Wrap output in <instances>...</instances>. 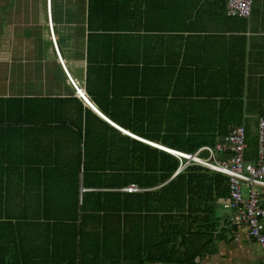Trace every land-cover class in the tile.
I'll use <instances>...</instances> for the list:
<instances>
[{"label": "crops", "instance_id": "crops-1", "mask_svg": "<svg viewBox=\"0 0 264 264\" xmlns=\"http://www.w3.org/2000/svg\"><path fill=\"white\" fill-rule=\"evenodd\" d=\"M226 2L51 0L49 11L48 0H0V186L7 187L11 218L26 225L23 236L27 222H63L73 215L82 230L80 245H74L76 262L260 264L247 229L233 226L228 199H217L196 222L183 215L177 235V220H161L153 197L146 203L150 212L129 217L98 211L97 194L105 191L85 186L79 173V158L95 155L97 142L111 137L97 133L112 131L108 120L143 131L162 146L200 144L198 150L228 147L231 130L245 126V158L257 159V123L264 116V0H253L249 18L228 15ZM49 19L69 75L101 114L69 79ZM229 153L217 151L216 159ZM185 162L180 158V170ZM159 187H141L136 202L143 207V196H154ZM121 192L120 201L106 200L119 205L131 198ZM259 192L264 197V188Z\"/></svg>", "mask_w": 264, "mask_h": 264}, {"label": "trees", "instance_id": "trees-1", "mask_svg": "<svg viewBox=\"0 0 264 264\" xmlns=\"http://www.w3.org/2000/svg\"><path fill=\"white\" fill-rule=\"evenodd\" d=\"M3 112L7 116V107ZM4 123L5 120H0V125H4ZM114 127H111V132L97 128L98 134L107 135L110 133L111 137L97 142L95 155L88 154L86 157L81 156L78 160L79 173L83 174L85 186L96 187L101 191H105L98 192L97 194L100 196L98 200L102 202L97 205L98 211L107 213L123 212L127 213L129 217L146 213L148 210L150 212L151 208H147L146 203L150 202L153 197L154 209L157 206L156 212L161 220L164 218L177 220V228L174 229H177L176 234L179 235L183 231V229L178 230L179 220L183 219V215L184 219H188L189 217L196 222L203 214L211 212L209 208L217 199L229 198V178L225 174L194 162H190L184 169L180 170V157L171 152L160 150L149 144L147 145L128 135L126 136ZM122 127L124 130L126 129V131L140 138L148 139L147 141L151 140L147 138L150 136L143 131L136 130L128 125ZM163 143V147L168 146V149L172 148L171 150L176 149V151L194 152L200 148V144H193L187 148L183 146L180 150L171 147L166 142ZM200 143L204 144V142ZM153 174L158 179L151 182L153 180ZM131 184H136L139 188H145L147 184L149 186L159 184L160 187L154 196L151 194L143 196V207L139 204L140 202H136L137 197L135 195L137 192L129 193L131 198L127 197V201H123V204L120 203L118 205L119 202H108L106 200L107 196H110V198L120 201L121 191H124ZM89 198L87 196L85 201H89ZM117 205L118 207H116ZM74 206L75 204L68 207L71 208ZM85 207L84 202L82 208L84 212L87 211ZM8 212L7 187L0 186V248L6 245L10 257L8 259L0 258V264H33V261L23 252L28 251V246L34 242L43 254L60 251L65 253L63 256L41 255L39 258L41 261L50 259L51 262H59L63 259L70 264H89L88 261L84 260L80 262L74 261L75 254L73 252L76 250L74 245H80L79 237L82 230L76 228V217L73 219V215L69 216V220H64L63 222L52 221L51 219L45 221L35 219L27 222L30 225L27 227L29 231L28 236H23L22 231L25 230L26 225L21 224L22 222L14 221ZM62 225L64 227H61ZM128 229L132 230L134 228L128 225ZM18 230H21L20 235H17ZM58 230L65 233V238L58 236ZM14 232H16L15 235L13 234ZM42 232L43 237L41 236ZM42 238L45 239L43 243L48 246L42 245L41 241V248L40 239ZM61 245H66V249L61 248ZM159 259L160 261H165L162 256L160 258L148 257V260ZM146 262L148 261L144 259L142 264H146Z\"/></svg>", "mask_w": 264, "mask_h": 264}, {"label": "built area", "instance_id": "built-area-1", "mask_svg": "<svg viewBox=\"0 0 264 264\" xmlns=\"http://www.w3.org/2000/svg\"><path fill=\"white\" fill-rule=\"evenodd\" d=\"M252 5L253 0H227V14L230 16L249 18L252 14ZM50 6L51 0H48L49 11ZM49 24L51 36L53 38L59 60L67 71L57 46L51 19H49ZM67 75L77 88L80 96L92 107H94L85 93L77 86L73 78H71L68 71ZM94 109L97 110L95 107ZM108 121L119 131L132 138H135L160 150L171 152L180 158L186 159V162L184 165H182V167H186L190 162H194L211 170L225 174V176L229 178V198L225 204V207L234 213L233 226H241L247 229L249 238L255 242V245L260 250V264H264V197H262L259 192V189L264 188V116L260 117L257 123L258 157L255 161H249L245 158V150L247 147L245 126H237L231 130V132L226 137V143L228 144V147H225L223 144L219 143L215 148L205 147L200 150H206L209 155L208 157H201L198 154L200 150L194 154L171 150L159 144L140 138L117 126L110 120ZM226 149L230 151L229 157L224 160H217L216 152L225 151ZM245 189L248 190L247 196L245 194ZM124 190L128 193H135L139 192L140 188L137 185H130Z\"/></svg>", "mask_w": 264, "mask_h": 264}, {"label": "rangeland", "instance_id": "rangeland-1", "mask_svg": "<svg viewBox=\"0 0 264 264\" xmlns=\"http://www.w3.org/2000/svg\"><path fill=\"white\" fill-rule=\"evenodd\" d=\"M41 241H42V245L48 246V245L43 243L45 241V239L42 238V239H40V247H41ZM56 246H60V245H56ZM28 247H29V250L26 251V252H23V253L26 254L33 261V264H70L69 262H67V261H65L63 259L61 261H59V262H51L50 259H46L44 261H41L39 259L41 255L45 256L46 254H47V256H57V255L63 256L65 254L63 251L52 252V253H44L43 254V253H41L40 249L38 248V245L35 242L32 243ZM0 258H4V259L10 258L9 254L7 252V249H6V245L4 247L0 248ZM82 264H84V263H82Z\"/></svg>", "mask_w": 264, "mask_h": 264}]
</instances>
